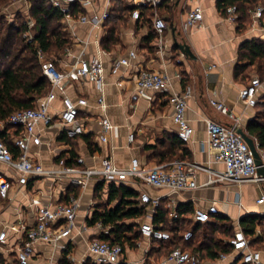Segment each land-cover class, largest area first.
I'll use <instances>...</instances> for the list:
<instances>
[{
  "label": "crops",
  "instance_id": "obj_1",
  "mask_svg": "<svg viewBox=\"0 0 264 264\" xmlns=\"http://www.w3.org/2000/svg\"><path fill=\"white\" fill-rule=\"evenodd\" d=\"M89 1L86 6L79 3L82 7L81 12H74L73 15L62 18L61 22L70 39V46L64 47L50 59L58 69L64 71L70 68L76 58L99 57L104 64L102 93L106 108L103 112L98 106L97 98L100 92L93 82L79 77L65 79L62 86L72 99L77 97L87 99V105L80 108L76 122L66 127L74 129L75 133L66 134L57 119L48 127L38 126L37 137L29 144V156L48 170L59 169L58 160L66 159L71 154H74V158L82 157L83 166L87 168H98L100 160L109 157L119 167H127L131 158H137L142 165L181 158L210 168L221 169L222 164L212 160L207 145L204 119L210 118L226 126L232 125L231 118L214 110L210 105V100L223 101L238 118L236 129L241 128L252 137L247 131V125L254 119L258 105L245 106L239 97V90L243 84L234 79L233 73L238 63L240 44L253 38L264 40V4L258 1L253 5L254 7L260 4L263 7L259 21L254 20L249 14L248 21L238 24L236 19L231 22L226 18L225 13L222 14L218 10L216 0H199L203 9L201 25L183 31L181 20L188 7V1L168 0L172 1L170 11L163 7L159 12L168 24L162 32L163 47L160 51L153 28V16L146 20L139 12L138 17L135 18L132 15L133 11L124 16V22L116 25L114 36L117 37V41L109 48L103 47L102 39L107 34V24L103 22L93 26L81 22L79 17L83 14L91 15L95 12L100 13L104 9H111L114 7V0ZM121 1L125 6L134 5L131 0ZM28 8L27 4L26 11L22 12L25 16L28 15ZM4 13L11 19L14 12ZM175 39L188 44L195 58L184 56L175 46ZM130 50L136 52L131 65L122 67L117 74H112L110 67L113 59L127 54ZM252 69L259 72L255 66H252ZM139 70H154L167 75L171 80L170 91L147 90L133 100L131 94ZM182 75L185 76L186 83L192 90L187 104L186 118L193 127V134L189 142L180 145L176 138L177 127L167 97L171 92H180L184 88L181 82ZM260 80L262 86L257 92L258 104L264 103V78ZM55 93L50 106L52 113L59 111L62 106L59 90L56 89ZM103 114L113 124V129L107 133L105 142L99 139V120ZM131 133L133 138L130 141L128 135ZM84 136L88 138L91 149ZM182 148H185V151ZM13 152L17 150L13 148ZM0 172L12 177L14 181L8 196L0 198V233L4 232V238L0 241V264H19L15 247L24 238L25 231L34 225L36 206L66 202L72 194L79 197V206L75 226L70 235L57 243H35L34 253L27 264H60L64 256L69 264L94 263L93 256L88 250V242L94 236L101 237L102 234H108V229L102 232L98 228L99 221L94 225L87 224V219L90 218L93 210L107 204L105 188L97 191L100 180L92 179L82 188L70 185L68 179L63 176H44L32 178L25 185H20L17 184L13 171L6 165L0 163ZM206 179V172H199L196 188L172 193L165 188H152L140 181H128L122 185L137 193L147 192L152 197H161V200H165V207L169 200L174 203L175 208L187 204L192 210L182 217L191 224L197 223L191 217L195 209L206 210L209 205L216 203L217 212L211 215V219L214 215H224L232 223L234 234L242 233L239 224L242 216L264 215V202L257 201L264 195V181L240 185L229 182L203 185ZM113 205L111 203L108 208ZM153 214L149 207L145 206V214L135 220L138 230L140 223H153ZM256 232L260 234L258 227ZM261 235L264 244V235ZM201 242L198 241L199 244ZM145 244L142 236L135 247L130 248L125 245L124 264H146V262L150 264V260L145 262L142 259ZM258 250L261 251L264 260V248ZM231 253L218 264H242ZM150 258L158 260L161 257L150 256Z\"/></svg>",
  "mask_w": 264,
  "mask_h": 264
},
{
  "label": "built area",
  "instance_id": "obj_2",
  "mask_svg": "<svg viewBox=\"0 0 264 264\" xmlns=\"http://www.w3.org/2000/svg\"><path fill=\"white\" fill-rule=\"evenodd\" d=\"M53 7L59 9L65 16L70 15L73 1H77L82 6L90 3L89 0H48ZM136 6L139 5H158L162 0H131ZM188 7L185 9L184 17L181 20V29L183 31L192 27H198L202 23V6L199 0H187ZM0 14H5L0 12ZM249 14L256 21L262 17L263 7L260 4L254 6ZM6 15V14H5ZM133 17L137 18L139 10L132 12ZM8 19V15H6ZM109 16V9H104L100 13L91 15L83 14L79 20L89 23L93 26L102 24ZM226 18L233 22L236 19V6L228 5L225 8ZM32 21L27 19V26L30 28ZM168 27L163 17L156 12L153 16V28L156 33V39L159 50H162V32ZM27 39L32 38L30 31L24 33ZM105 53L104 50H102ZM43 75L49 80L50 89L36 104L31 108L19 109L12 112L9 117L0 121V163L10 168L17 184L25 185L32 178H41L44 176H63L66 177L70 185L84 188L92 179H98L106 184H123L128 181H140L152 188H165L169 192H179L197 187V175L199 172H206L207 179L203 185H213L219 183H260L264 181V176L257 173L254 157L248 143L236 131L238 118L234 115L223 101L210 100L212 108L233 120V124L226 126L210 118L204 119L205 130L207 133V145L212 157L216 163H221L222 168H210L197 162L181 158L151 164L142 165L137 158H131L127 167L117 166L109 157H103L100 160L98 168L84 167L82 157L76 159L75 165H67L64 158L58 160L59 169L48 170L34 161L29 156V144L37 137V127L50 126L55 119L59 121L66 134L73 135L74 129L66 128L76 122L79 110L87 105V99L77 97L72 99L62 86L63 81L70 77H79L93 82L95 88L100 92L97 98L98 106L103 110L106 108L104 96L102 93L104 79V64L99 57L76 58L68 70H60L55 64L46 59L41 50L37 52ZM136 57V52L130 50L125 55L117 56L113 59L110 72L117 74L122 67L131 65ZM262 86V81L258 76H253L239 90V97L247 107H254L257 102V92ZM171 80L160 72L154 70H139L135 76L134 90L131 98L136 100L147 90L158 92L170 91ZM59 90L61 95V109L56 112L50 111V106L55 98V90ZM192 95L189 85H186L180 92H171L167 101L172 108V117L176 124V136L184 143L190 141L193 134V127L186 118V109L188 100ZM100 132L99 139L103 142L107 140V133L113 129L110 119L103 114L99 120ZM12 127L9 128V127ZM133 134L128 135V140H132ZM8 139L17 153L11 152L5 140ZM256 149L261 157L264 166V147H260L255 138ZM14 181L12 177L0 172V198H6ZM161 197H152L147 192H140L138 201L140 206L149 207L151 213L155 212L159 205ZM264 202V195L257 200ZM79 206V197L69 195L66 202H57L54 204L38 205L35 208L36 221L34 225L25 231L24 238L15 247L16 259L19 264H27L29 258L34 253V244L37 242L57 243L60 239L68 237L75 226L76 212ZM166 207L169 209V218L177 219L175 205L168 201ZM217 212L216 203H212L206 210L195 209L191 215L195 222H209L211 215ZM102 232L107 230L99 222L97 223ZM139 231L145 239L142 259L150 264H218L224 261L228 254L221 253L215 260H208L202 257L199 250H190L182 247L172 248L166 255L158 260L150 258V251L153 248L158 249L159 243L173 242L171 233L162 229L152 222H143L139 225ZM4 238V232L0 233V241ZM193 238V231L186 230L182 234L183 241H189ZM232 245V253L242 264H264L261 251L254 249L249 245L248 239L238 232L229 240ZM68 250L66 246H63ZM88 250L93 256L95 264H124V247L120 243L108 242L102 240L100 235L94 236L88 242Z\"/></svg>",
  "mask_w": 264,
  "mask_h": 264
},
{
  "label": "trees",
  "instance_id": "obj_3",
  "mask_svg": "<svg viewBox=\"0 0 264 264\" xmlns=\"http://www.w3.org/2000/svg\"><path fill=\"white\" fill-rule=\"evenodd\" d=\"M2 1L5 0H0V2ZM258 1L264 4V0H216V6L224 14L226 6L235 5L236 20L238 24H242V22L248 21L249 11ZM70 6V15L82 11V7L77 1H73ZM171 6L172 1L168 0H162L156 6H125L121 0H114V7L109 9V16L104 21L108 30L102 39V46L109 48L117 41V37L114 36L115 27L119 22H124V16L128 15V12L138 9L140 15L149 20L148 17L154 16L155 12L159 14L163 7L169 12ZM27 14L23 18L19 17L18 21L9 20L5 14H0V121L6 120L16 110L33 107L37 100L50 89L49 80L42 73L37 55L38 50H41L46 59L51 61L52 55L64 47L70 46V39L61 22L65 15L53 7L48 0L30 1ZM28 18L33 21L30 28L27 26ZM27 31L31 32V39L24 36ZM252 66L261 72V79H263L264 40L253 38L240 44L238 63L233 73L234 79L245 85L249 79L247 71ZM186 80L185 76L182 75L183 87L187 85ZM257 105L258 110L254 119L248 123L247 131L256 139L260 147H264V103L258 104L257 102L255 106ZM9 128L12 129V127ZM84 138L88 141L86 136ZM177 140L180 145L185 144L178 138ZM5 142L11 152L14 153L13 148L15 147L8 139ZM88 146L91 149L89 141ZM182 150L185 151V148ZM76 159L74 154H71L65 159V163L75 165ZM103 188L107 193V204L94 209L90 218L87 219V224L94 225L99 221L103 227H107L108 234H102V240L120 243L123 247L125 245L130 248L135 247L137 241L142 237L135 220L145 214V206H140L137 200L139 193L122 184H106L101 181L97 185V191ZM111 203L114 204L113 207L108 208ZM191 210L187 204L178 205L176 207L178 218L170 219L168 218L169 209L165 207V200H160L153 214V224L169 231L174 241L159 243V248H153L150 251V256L153 258L162 257L177 246L199 250L202 257L206 259H214L221 253L229 254L232 252L233 247L229 244V240L235 234L233 225L228 218L224 215H214L209 222L191 224L182 217L183 214H188ZM239 224L242 234L248 239L252 248L259 249L264 246L262 235L256 232L257 227L262 226L264 229V215H244L240 218ZM189 229L193 231V238L189 241H183L182 234ZM199 240L202 241L200 244L198 243ZM60 264H69L65 256Z\"/></svg>",
  "mask_w": 264,
  "mask_h": 264
},
{
  "label": "rangeland",
  "instance_id": "obj_4",
  "mask_svg": "<svg viewBox=\"0 0 264 264\" xmlns=\"http://www.w3.org/2000/svg\"><path fill=\"white\" fill-rule=\"evenodd\" d=\"M30 1L32 0H5L0 2V12H14L12 14L11 19L9 20H15L18 21L19 17L25 16V12L26 11V5L28 4V6L30 5ZM160 15V14H158ZM253 76H258L260 79L262 78V74L261 72H257V71H253L252 68L248 69L247 71V77L250 79ZM258 230H260V234H263L264 229L262 226L258 227ZM264 247V246H261ZM260 247V248H261Z\"/></svg>",
  "mask_w": 264,
  "mask_h": 264
},
{
  "label": "water",
  "instance_id": "obj_5",
  "mask_svg": "<svg viewBox=\"0 0 264 264\" xmlns=\"http://www.w3.org/2000/svg\"><path fill=\"white\" fill-rule=\"evenodd\" d=\"M175 46L180 50V52L186 56V57H190V58H195L194 54L192 53L190 47L188 44H186L183 41H177L175 39L174 42ZM236 131L243 137V139L248 143L251 152L253 154L254 157V161H255V165L257 166V173L264 176V166L262 165V160L261 157L256 149V145L254 142V139L252 137H250L247 133H245L241 128H237Z\"/></svg>",
  "mask_w": 264,
  "mask_h": 264
}]
</instances>
